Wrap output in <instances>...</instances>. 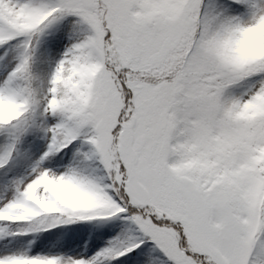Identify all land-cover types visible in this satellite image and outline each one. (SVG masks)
<instances>
[{
	"label": "snow or ice",
	"instance_id": "obj_1",
	"mask_svg": "<svg viewBox=\"0 0 264 264\" xmlns=\"http://www.w3.org/2000/svg\"><path fill=\"white\" fill-rule=\"evenodd\" d=\"M261 28L264 0H0V264H264Z\"/></svg>",
	"mask_w": 264,
	"mask_h": 264
},
{
	"label": "trees",
	"instance_id": "obj_2",
	"mask_svg": "<svg viewBox=\"0 0 264 264\" xmlns=\"http://www.w3.org/2000/svg\"><path fill=\"white\" fill-rule=\"evenodd\" d=\"M260 34H264V28L259 30ZM243 55L252 54H264V49L260 48H246L243 50ZM61 187H53V190L57 192V195L68 201H74L77 203L90 204L92 203L90 198L80 196L76 193L60 190ZM120 231V224L116 222L110 224L107 227L100 228L93 223H83L77 225H71L62 227L60 229H54L49 233L43 234L37 240V243L44 245L45 247H53L55 245H62L65 251L76 249L79 252L100 251L106 246L109 240H111ZM25 239V238H21ZM31 239V237L27 238ZM134 257L135 254H132ZM117 264H131L130 258L125 257Z\"/></svg>",
	"mask_w": 264,
	"mask_h": 264
},
{
	"label": "rangeland",
	"instance_id": "obj_3",
	"mask_svg": "<svg viewBox=\"0 0 264 264\" xmlns=\"http://www.w3.org/2000/svg\"><path fill=\"white\" fill-rule=\"evenodd\" d=\"M2 245H3V242H0V247H2ZM46 249L51 250L54 253L59 252L61 254H68V255H77L79 253H82V252H79L76 249H72V250H69V251H65L62 248H56V247H46ZM88 252L90 254H92V255H95V253H96V251H94V250H91V251H88Z\"/></svg>",
	"mask_w": 264,
	"mask_h": 264
},
{
	"label": "clouds",
	"instance_id": "obj_4",
	"mask_svg": "<svg viewBox=\"0 0 264 264\" xmlns=\"http://www.w3.org/2000/svg\"><path fill=\"white\" fill-rule=\"evenodd\" d=\"M60 190H65V189L61 186V189Z\"/></svg>",
	"mask_w": 264,
	"mask_h": 264
}]
</instances>
